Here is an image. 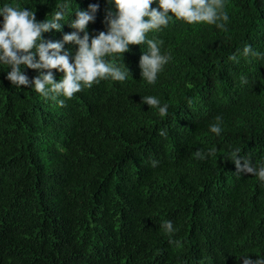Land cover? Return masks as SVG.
<instances>
[{
	"label": "trees",
	"instance_id": "1",
	"mask_svg": "<svg viewBox=\"0 0 264 264\" xmlns=\"http://www.w3.org/2000/svg\"><path fill=\"white\" fill-rule=\"evenodd\" d=\"M4 2L32 7L37 19L66 3L61 29L41 34L56 40L74 30L76 4H99L90 37L114 7ZM224 2V28L173 18L146 33L171 53L154 83L140 76L144 42L113 54L130 71L125 80L101 78L63 105L12 85L0 64V264H241V255L264 254V181L225 157L238 146L264 160V55L228 59L245 43L264 53V0ZM76 47L64 43L70 61ZM22 70L29 80L38 74ZM146 94L166 102L167 114L141 103ZM217 115L219 135L208 127Z\"/></svg>",
	"mask_w": 264,
	"mask_h": 264
},
{
	"label": "clouds",
	"instance_id": "2",
	"mask_svg": "<svg viewBox=\"0 0 264 264\" xmlns=\"http://www.w3.org/2000/svg\"><path fill=\"white\" fill-rule=\"evenodd\" d=\"M114 5L109 8L104 17L106 29L89 35L87 23L95 19L98 3H89L86 8L76 6L74 18L68 20L73 31L63 33L62 39H46L41 34L51 29H61V19L65 14L66 3L56 5L50 12V18L37 19L32 7L0 3V64L10 66L6 78L12 85H30L44 97H50L58 105L64 104L63 97H71L83 87H90L101 78L123 81L130 74L127 65L118 64L113 54H123L130 44L142 42L146 47L139 57L140 76L148 83H154L157 74L171 59V53L161 49L162 41L146 36L150 30H160L173 18L188 23L207 22L216 24L219 28L226 27L224 21L229 19L225 10L224 0H107ZM71 10V11H72ZM82 33V34H81ZM65 42H72L77 47L72 53L64 48ZM237 53L245 57L264 55L254 49L250 43L230 53L228 59H237ZM28 66L38 70L31 80L22 70ZM62 71L59 79L54 78L52 69ZM247 77L240 76L241 83ZM156 107L159 114L168 112V104L161 103L153 94L141 95V103ZM221 117L209 124V129L219 135L222 131ZM163 132V129L161 130ZM216 153V147H207L203 151L195 150V156L204 159L206 154ZM236 165V172L250 173L259 181H264V160L254 163L250 156L242 153L240 147H234L225 156ZM243 161V163H241ZM151 163L155 165L156 160ZM166 231H175L170 219L161 221ZM177 243H179L177 241ZM241 264H264V254L255 258L241 255ZM240 257V256H239Z\"/></svg>",
	"mask_w": 264,
	"mask_h": 264
}]
</instances>
